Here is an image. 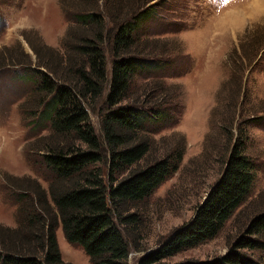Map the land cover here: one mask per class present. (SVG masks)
I'll use <instances>...</instances> for the list:
<instances>
[{
  "label": "rangeland",
  "instance_id": "rangeland-1",
  "mask_svg": "<svg viewBox=\"0 0 264 264\" xmlns=\"http://www.w3.org/2000/svg\"><path fill=\"white\" fill-rule=\"evenodd\" d=\"M126 1L131 6L132 0ZM124 2L0 0V250L2 239L15 242L18 236L12 231L18 226L16 194L33 190V180L47 191L53 178L43 161L42 146L50 140L48 123L35 126L30 112L38 107L37 90L21 75L38 78L33 73L34 51L58 62L66 45L72 53L82 36L102 28L107 82L113 62L107 30L112 24L105 20V31L102 26L84 25L75 16L96 8L105 17L107 8L114 10ZM150 4L156 6L155 16L142 21L135 33L139 41L160 39L164 58L171 60L157 72L136 71L130 87L137 93L161 82L171 96L164 107L170 112L145 126L160 151L178 143L183 156L177 170L143 200L139 250L130 247L127 261L137 264L192 219L220 177L241 129L245 152L256 168L249 195L213 237L161 260L164 264L206 261L228 253L240 236L250 235L246 232L250 218L264 209V0H153ZM89 117L99 133L97 106L89 109ZM56 234L64 262L91 264L79 245L65 240L61 228ZM240 251L264 264V248Z\"/></svg>",
  "mask_w": 264,
  "mask_h": 264
},
{
  "label": "trees",
  "instance_id": "trees-1",
  "mask_svg": "<svg viewBox=\"0 0 264 264\" xmlns=\"http://www.w3.org/2000/svg\"><path fill=\"white\" fill-rule=\"evenodd\" d=\"M152 1L132 0L134 4L129 6L125 0L114 10L107 8L105 17L96 8L75 16L84 25L96 28H104L105 20L112 24L107 30L108 49L113 56L107 82L102 28L91 31V36H82L72 53L66 45L58 62L34 51L37 65L33 73L39 76L31 79L24 73L21 77L31 80L37 90L38 107L30 112L35 116V126L48 123L50 140L42 150L53 178L47 191L33 180V190L15 193L18 226L12 231L18 236L15 242L9 237L1 240L0 264H70L61 258L58 228L68 243L83 249L91 264H128L130 247L139 250L145 222L142 202L177 170L183 156L178 143L160 151L145 126L161 121L170 112L164 107L171 96L161 82L137 93L130 87L136 71L157 72L169 65L160 39L139 41L135 33L142 21L155 16ZM68 40L71 45V38ZM46 49L52 52L50 47ZM58 63H63L61 68ZM96 106L99 133L89 117V109ZM242 135L240 129L220 177L192 219L137 264H164L162 259L213 237L242 204L252 189L256 171L245 152ZM249 222L246 232L250 235L240 236L228 253L177 264H258L240 249L264 248V209Z\"/></svg>",
  "mask_w": 264,
  "mask_h": 264
}]
</instances>
